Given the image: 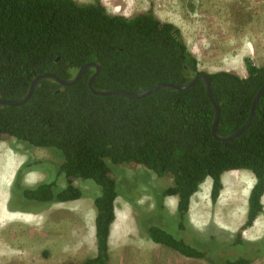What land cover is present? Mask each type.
Masks as SVG:
<instances>
[{
  "label": "trees",
  "instance_id": "16d2710c",
  "mask_svg": "<svg viewBox=\"0 0 264 264\" xmlns=\"http://www.w3.org/2000/svg\"><path fill=\"white\" fill-rule=\"evenodd\" d=\"M90 62L101 68L95 79L99 90L141 91L158 83L186 82L201 72L180 29L151 10L127 17L109 12L101 0H0V98L25 95L32 81L45 72L72 78ZM245 65V77L228 70L203 71L220 103L221 135L246 122L264 83V65L258 66L250 57ZM93 73L88 69L69 86L45 79L25 103L0 104V140L11 136L56 148L63 155L55 176L52 167L39 161L41 168L51 172L36 185L22 184V171L28 167L24 164L16 174L13 193L43 204L94 199L97 252L82 264H108L120 196L108 161L140 164L160 177L173 178L157 198V209L144 214L146 222L144 215L138 220L148 239L211 264H252L261 258L264 237L248 241L243 232L264 212V94L248 129L233 140L220 141L212 132L215 107L203 79L187 89L128 98L94 94L88 85ZM240 169L252 171L255 184L246 221L235 238L222 243L215 236L195 237L188 219L193 195L210 177L211 201L216 203L223 189L222 174ZM75 179L93 181L95 191L87 193ZM170 195L178 196L174 219L186 240L165 228L172 217L164 204ZM155 212H161L163 225L155 223ZM218 246L221 254L214 251ZM230 248L238 250L236 255L224 251Z\"/></svg>",
  "mask_w": 264,
  "mask_h": 264
},
{
  "label": "rangeland",
  "instance_id": "374dc122",
  "mask_svg": "<svg viewBox=\"0 0 264 264\" xmlns=\"http://www.w3.org/2000/svg\"><path fill=\"white\" fill-rule=\"evenodd\" d=\"M101 1L113 14L132 17L151 10L160 20L174 23L197 57L201 71L228 70L237 73V69L243 67L247 76L246 57L258 66L264 65V0ZM62 160L61 151L53 147L35 146L11 136L0 140V264H82L96 256L94 199L86 196L69 203L43 204L29 202L13 193L16 174L24 164L28 167L22 171V184L31 186L45 180L51 172L49 168H41L42 161L46 167L53 168L55 176L56 165ZM108 163L120 193L116 200V220L112 225L108 264H211L153 242L138 225L142 215L157 209L156 200L162 190L172 184V176L160 177L140 164ZM207 183L211 187L212 179L208 177L193 198L189 225L195 231L194 236L200 240L215 236L222 239V243L231 242L241 224H228L226 214L231 209L229 204H224L223 210L218 206L212 209ZM75 184L87 193L95 191L91 180L75 179ZM60 185H65L64 179L60 180ZM244 205L241 202L234 205L238 210V221ZM217 210L222 216L219 217ZM175 216L172 215L169 225L162 227L186 240ZM155 218L157 225H163L160 223L161 212H155ZM260 221L264 222V212ZM245 235L243 237L248 241H258L264 237V231L257 238ZM214 251L221 254L219 246ZM224 251L236 255L238 250L230 248ZM252 264H264V255Z\"/></svg>",
  "mask_w": 264,
  "mask_h": 264
},
{
  "label": "water",
  "instance_id": "95a60500",
  "mask_svg": "<svg viewBox=\"0 0 264 264\" xmlns=\"http://www.w3.org/2000/svg\"><path fill=\"white\" fill-rule=\"evenodd\" d=\"M88 69H94V73L91 75V77L89 78V82H88L90 90L94 94L102 95V96L116 94V95H120V96H124V97H128V98H143V97H146V96L150 95L151 93H153L157 90H163V89L183 90V89H187V88L195 85L199 79H203L207 93H208V95H209L210 99L212 100L214 107H215V116H214V122L212 125V132H213L214 137L220 141L233 140L234 138H236L240 134H242L246 129H248V127L250 126V124L253 120L258 102L260 101V99L262 98V96L264 94V83H263L261 89L258 91V93H257V95L253 101L251 111H250V114H249L246 122L239 129H237L236 131H234L228 135H221L218 131V125H219V120H220V115H221L220 103H219L218 99L216 98V96L214 95V92H213L212 86H211L210 78L203 71L199 72L191 80L186 81V82H182V83H171V82L158 83V84H155V85H153L147 89L141 90V91H129V90L117 89V88H112V89H107V90H99L95 87V79L99 75L101 68H100V65L98 63L90 62V63L83 65L78 70L76 75L72 78H69V79H63L53 72L42 73V74L38 75L32 81V83L30 84L29 89L25 95H23L19 98H16V99L0 98V104L17 106V105H21V104L25 103L32 96L36 86L41 81H43L45 79H51V80L57 81L58 83H60L61 85H64V86L74 85L80 80V78L84 75V73Z\"/></svg>",
  "mask_w": 264,
  "mask_h": 264
},
{
  "label": "crops",
  "instance_id": "0c3cea01",
  "mask_svg": "<svg viewBox=\"0 0 264 264\" xmlns=\"http://www.w3.org/2000/svg\"><path fill=\"white\" fill-rule=\"evenodd\" d=\"M245 72H246V70L243 69V67L237 69V73L240 76H245ZM8 172H9V169H8ZM208 182H210V181H208ZM222 183H223V189L221 190V193H220L219 198L216 201V203H212V201H211L210 193H211L212 183H211V187L209 186V183H207L208 192H209L208 195L210 197L212 209H213V207H216V209H217V206H218V208L220 210H223L224 204H226V203L229 204V207L231 209L229 210V212L226 211L227 212L226 220H227L228 224L231 226L235 222H239V224L242 225L246 221V218H247L248 198H249L250 192H251V190L255 184V176L252 173V171H250L248 169L230 170V171H226L222 174ZM198 192H196L195 194H197ZM244 193H246V198L244 197V195H245ZM195 194L193 195V197L191 199L189 215H190L192 208L194 206L193 198H194ZM199 199H201V197H199ZM69 202H71V201H68L65 203H69ZM239 202H241L243 204L245 203V205H244V209H243V214L241 215V218L238 221V219H237L238 210H235L234 205L238 204ZM164 204H165L166 208L168 209L169 214H172V215L176 214V211L178 208V196L177 195L167 196L164 200ZM217 211H218L219 217L222 216L219 214V210H217ZM260 216L255 221L253 226L249 227L248 229H246L243 232L244 236H246L245 234H248L249 237L257 238L258 236L262 235V232L264 231V222L263 221L259 222ZM0 220L2 221V219H0ZM111 233H112V231H111Z\"/></svg>",
  "mask_w": 264,
  "mask_h": 264
},
{
  "label": "bare ground",
  "instance_id": "6f19581e",
  "mask_svg": "<svg viewBox=\"0 0 264 264\" xmlns=\"http://www.w3.org/2000/svg\"><path fill=\"white\" fill-rule=\"evenodd\" d=\"M7 169V168H6ZM10 169H11V167H10Z\"/></svg>",
  "mask_w": 264,
  "mask_h": 264
}]
</instances>
